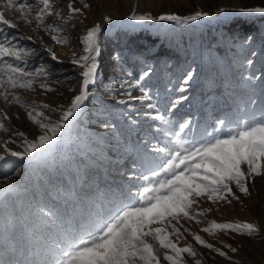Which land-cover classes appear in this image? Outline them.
Returning <instances> with one entry per match:
<instances>
[{
	"label": "rangeland",
	"instance_id": "rangeland-1",
	"mask_svg": "<svg viewBox=\"0 0 264 264\" xmlns=\"http://www.w3.org/2000/svg\"><path fill=\"white\" fill-rule=\"evenodd\" d=\"M141 1L145 6L136 8ZM68 3L69 0H55L53 5V11L59 10L68 18L63 33L69 38L67 45L56 44L43 31L33 32L35 25H26L23 20L17 22V29L9 30L32 36V41H20L36 49L37 55L29 57V63L50 66L52 79L61 81L51 85L56 89L51 93L42 94L38 86L35 91L17 92L27 102L66 108L73 96L69 89L78 90L82 83L80 69L71 63L72 53L82 51L79 40L88 28L97 23L103 25L98 38V77L88 88L89 98L82 105L83 110H78L80 114L75 119L70 118L59 144L39 162L28 157H9V162H0V192L11 188L0 195V201L7 205L0 208V237L8 235L3 229L7 220L14 218L16 229L9 239L17 245L22 233L25 243L29 239L35 220L32 212L40 204L62 214L71 212L74 204L85 209L108 207L129 190L135 191L142 184L141 174L150 176V169L156 168L165 155H157L153 146L172 140L171 132L180 123L187 122L189 127L175 139L193 142L209 138L206 134L213 133L218 121H226L227 126L221 128L227 132L229 127H236L237 121L252 120L264 112V13L242 11L264 7V0H73V6L81 8L80 14H70ZM84 3L89 7L84 8ZM133 10L153 16L168 12L185 16L196 11L209 15L177 24L132 21L128 17ZM16 16L14 11L6 12L5 18L16 21ZM105 16L110 20L105 22ZM54 22L60 21L55 17L45 20L46 24ZM132 29L136 31L130 34ZM46 48L58 60H52ZM144 72L148 76L140 80ZM188 73L191 79L184 84ZM125 81L132 85L131 101L123 95L128 88L121 87ZM141 88L149 93L155 108H146L148 101L142 99ZM251 100L257 103L252 104ZM0 109L9 116L6 126L24 132L29 140L40 134L38 126L27 119L25 109L6 105L2 100ZM45 113L53 121L60 115L59 111ZM156 115L162 119H153ZM9 136L10 133L0 132V144ZM12 139L16 143L8 147L22 152L21 138ZM11 171H17V175L6 182L3 174ZM248 187L249 195H244L233 186L238 199L230 203L202 200L200 208L212 210L201 223L182 221L184 227L224 251L225 257L197 244L188 232L183 233L178 246L191 244L202 264H264V177H254ZM211 221L253 223L260 231L255 237L202 232ZM225 245L237 251L233 253ZM185 259L187 264H193V258L186 254Z\"/></svg>",
	"mask_w": 264,
	"mask_h": 264
},
{
	"label": "snow or ice",
	"instance_id": "snow-or-ice-1",
	"mask_svg": "<svg viewBox=\"0 0 264 264\" xmlns=\"http://www.w3.org/2000/svg\"><path fill=\"white\" fill-rule=\"evenodd\" d=\"M54 2L55 0H0V100L6 105L15 104L25 109L27 119L40 130L35 139L29 140L24 132L6 126L9 116L0 109V132L10 133L9 138L0 144L3 149L0 152V162H9V157L19 160L28 157L39 162L49 155L62 139V132L71 123L70 118L75 119L83 110L82 105L89 98L88 88L98 77V58L101 55L98 38L103 27L100 23L88 28L80 38L82 51L72 53L71 63L80 69L82 83L78 90L69 89L73 96L66 108L63 105L53 108L47 103L27 102L17 92L35 91L38 86L42 94L51 93L56 91L51 85L61 83L59 79H52L53 69L50 66L29 63V57L37 55L36 49L22 45L20 41H32V36L9 32L10 29H17V22L23 20L26 25H35L33 32L43 31L56 44L67 45L69 38L63 33L66 31L68 18L63 17L59 10L53 11ZM34 7L38 10L32 11ZM83 7L87 8L89 5L84 3ZM67 9L70 14L81 13L80 7L73 6V0H69ZM12 11L17 14L16 21L5 18L6 12ZM242 11L264 13V7L246 8ZM208 15L207 12L196 11L185 16L175 13L153 16L149 13L138 14L133 10L128 18L132 21L160 20L186 24ZM48 17H55L60 22L46 24ZM109 20L110 17H104L105 22ZM45 50L51 54L52 60H58L50 48ZM131 75L129 73V77ZM146 76L148 72H144L139 79L143 80ZM188 79H191V73H188L184 84H187ZM125 85L128 88L123 95L131 101L132 85L130 81H125L121 87L124 88ZM141 92L142 99L148 101L146 108H155L149 93L143 88ZM251 103L256 104L257 101L251 100ZM45 110L48 113L59 111V118L53 121ZM153 119L159 120L162 117L156 115ZM222 125L227 126L226 121H218L213 133L206 134L209 137L207 139L193 142L184 139L181 143L175 137H179L189 124L180 123L171 132L172 140L162 146L160 143L153 146L157 155H165L156 168L150 169L151 175L141 174V186L135 191L129 190L115 204L110 203L108 207L102 205L98 209L78 208L74 204L71 212L66 210L62 214L44 204L36 206L32 212L35 220L26 243L23 233L19 245L9 239L14 236L16 229L14 218H9L3 229L8 235L0 237V264H187L185 254L193 258V264H202L191 244L178 246L179 241L184 238V232H188L197 244L225 257L224 251L207 243L199 234L191 232L184 227L182 221L194 220L197 224L201 223L205 214L212 210L201 209L202 200L206 199L212 204L230 203L231 200L238 199L233 186L240 193L249 195V182L254 177H264V112L252 120L245 118L237 121L236 127H229L227 132L223 131ZM12 137L21 138L19 147L23 148L22 152L8 147L9 144L16 143ZM15 175L17 171L4 173L3 179L7 182ZM9 191L11 188H3L0 195ZM6 207L0 201V208ZM41 229L44 230L43 234H37ZM201 231L212 235L220 231L255 237L260 229L248 222L211 221ZM225 247H229L233 253L237 251L230 245Z\"/></svg>",
	"mask_w": 264,
	"mask_h": 264
},
{
	"label": "bare ground",
	"instance_id": "bare-ground-1",
	"mask_svg": "<svg viewBox=\"0 0 264 264\" xmlns=\"http://www.w3.org/2000/svg\"><path fill=\"white\" fill-rule=\"evenodd\" d=\"M143 6H145V4H144V2L143 1H141V2H139L138 3V5L136 6V8H139V7H143ZM147 8V7H146ZM137 10H139V9H137ZM151 12V11H150ZM169 13V12H168ZM136 30H134V29H132V30H130V34L131 33H134ZM153 31V30H152ZM167 36V35H166ZM161 38V37H160ZM165 38V37H164ZM158 42V41H157Z\"/></svg>",
	"mask_w": 264,
	"mask_h": 264
}]
</instances>
